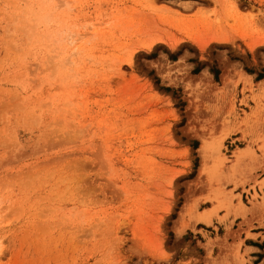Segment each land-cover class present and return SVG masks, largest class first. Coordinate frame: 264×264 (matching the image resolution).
Masks as SVG:
<instances>
[{
    "label": "rangeland",
    "instance_id": "obj_1",
    "mask_svg": "<svg viewBox=\"0 0 264 264\" xmlns=\"http://www.w3.org/2000/svg\"><path fill=\"white\" fill-rule=\"evenodd\" d=\"M0 264H264V0H0Z\"/></svg>",
    "mask_w": 264,
    "mask_h": 264
},
{
    "label": "trees",
    "instance_id": "obj_2",
    "mask_svg": "<svg viewBox=\"0 0 264 264\" xmlns=\"http://www.w3.org/2000/svg\"><path fill=\"white\" fill-rule=\"evenodd\" d=\"M195 71H196V70H195ZM212 74H213L214 80L217 81V80H218V75H219V73H218L217 71H213ZM155 81H156V83L159 84V80H158V79H155ZM160 89H162V90L165 91V92L170 91L169 88H163V87H162V88H160ZM173 96H175V93H173Z\"/></svg>",
    "mask_w": 264,
    "mask_h": 264
}]
</instances>
